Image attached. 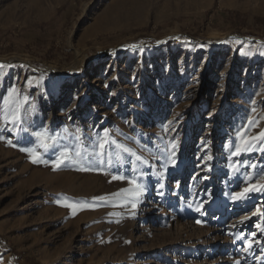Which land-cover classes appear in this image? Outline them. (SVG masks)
I'll return each instance as SVG.
<instances>
[{
    "label": "rangeland",
    "instance_id": "374dc122",
    "mask_svg": "<svg viewBox=\"0 0 264 264\" xmlns=\"http://www.w3.org/2000/svg\"><path fill=\"white\" fill-rule=\"evenodd\" d=\"M0 64V264H264V0H0Z\"/></svg>",
    "mask_w": 264,
    "mask_h": 264
},
{
    "label": "snow or ice",
    "instance_id": "6c2138e0",
    "mask_svg": "<svg viewBox=\"0 0 264 264\" xmlns=\"http://www.w3.org/2000/svg\"><path fill=\"white\" fill-rule=\"evenodd\" d=\"M3 67H6L5 65H2L0 64V68H3ZM25 100H27V97H25ZM7 103V101L5 102ZM253 112H255V108L252 109ZM7 115L5 116V119H7ZM11 120L13 123H17V122H20L22 120V117H21V114H20V111H19V106L17 107V110L14 111L12 114H11ZM251 120L248 121L249 124H251ZM79 132V129L77 130V133ZM35 135L40 138L42 144L41 146H47V141H52V147L55 148L56 146V143H57V140H56V137L53 136V135H50L48 134L46 131H41V132H36ZM108 133L105 132L104 133V137H102L99 142L95 141V140H91V138H89L90 140V143L87 144V145H84V149L85 151H87V149L90 147L92 149V154H95L97 148L100 149L101 151L99 152V155L100 156H103L105 155V145H108V147L110 148L111 147V143L112 142H109L106 138L108 137ZM239 135V133H238ZM260 136L264 137V132L260 133ZM75 139L77 140V142L80 141V138L78 135L75 136ZM9 144H11V141H8ZM124 152H127L129 153L130 155H135V153H131V150L124 147V146H120ZM255 147V145L253 144H247L245 147L241 148L239 145L235 146V152L233 153L234 155H237V154H240L241 152H249L251 151L253 148ZM21 151H26L28 152L30 155L32 156H35V151L34 149H31V148H21L20 149ZM70 154V147L69 146H65L63 148V151L60 152V155L59 157H57V160L59 162H63L64 159H67L68 156ZM76 156L77 157H80L81 156V151L79 148H77L76 150ZM136 160H141V157L139 156H136L135 157ZM37 162H41L39 161L38 159H33V163H37ZM44 163H47V161H42ZM111 161L109 160V163ZM144 163H146L147 161H143ZM58 166V164H57ZM250 167H256L254 164L253 165H250ZM83 170H88V169H83ZM114 179H116L117 177H113ZM120 179H124V177H119ZM251 179V178H250ZM259 180H264V172L261 173V175L259 176ZM130 183H133L135 184V181H130ZM261 189H264V184H260L258 187L255 185V184H249L247 187H245L241 192H237V193H234V199H237V200H241V199H246L247 198V194L250 192V191H259ZM143 189L141 186L139 185H136V188L135 190H129V189H124L123 192L125 194H128V195H139L140 192H142ZM115 196H119L120 193H116L114 194ZM96 199H104V197H97ZM66 207H69L73 210V213L75 214V210H76V207L77 205L75 204H66L65 205ZM135 206V205H133Z\"/></svg>",
    "mask_w": 264,
    "mask_h": 264
},
{
    "label": "bare ground",
    "instance_id": "6f19581e",
    "mask_svg": "<svg viewBox=\"0 0 264 264\" xmlns=\"http://www.w3.org/2000/svg\"><path fill=\"white\" fill-rule=\"evenodd\" d=\"M221 5H223V6H227L228 4L227 3H224V2H221ZM95 72V70H91V73L88 75V76H90L91 74H93Z\"/></svg>",
    "mask_w": 264,
    "mask_h": 264
},
{
    "label": "built area",
    "instance_id": "2783aa9c",
    "mask_svg": "<svg viewBox=\"0 0 264 264\" xmlns=\"http://www.w3.org/2000/svg\"><path fill=\"white\" fill-rule=\"evenodd\" d=\"M194 43H195V41H194Z\"/></svg>",
    "mask_w": 264,
    "mask_h": 264
}]
</instances>
